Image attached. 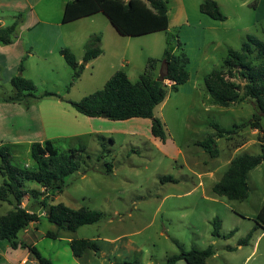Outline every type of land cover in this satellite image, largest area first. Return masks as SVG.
Wrapping results in <instances>:
<instances>
[{
  "label": "rangeland",
  "instance_id": "1",
  "mask_svg": "<svg viewBox=\"0 0 264 264\" xmlns=\"http://www.w3.org/2000/svg\"><path fill=\"white\" fill-rule=\"evenodd\" d=\"M67 1L71 0H39L34 5L37 22L26 10L20 15L0 10L3 26L17 20L15 31L22 30L20 43L31 46V53H35L28 62V52L22 58L26 72L21 75L34 84L36 97L21 102L1 101L15 93L8 80L12 69L1 67L0 104L13 111L0 107V118L11 121L15 132L32 127L35 142L44 135L60 151L83 148L89 159L65 179L62 191L51 202L74 209L85 206L101 212L103 217L75 232L58 230L45 219L47 208L43 209L33 199L27 200V196L23 207L36 212L39 222L20 232L18 240L34 244L52 264H165L181 251L208 246L213 247L214 254L206 264H264V234L261 235L260 228L254 229L256 214L264 203V161L249 172V193L244 201L214 195L211 192L214 180L206 174L217 170L222 174L225 165L244 152L261 153L264 115H260L259 130L236 128L259 111L245 99L240 102L236 99L226 108L213 105L203 84L209 73L222 66L229 50L240 51L247 36L264 43V6L259 0H214L225 16L224 21H216L199 11L202 0H166L168 28L133 37L118 34L100 12L62 23L63 3ZM32 26L34 30H26ZM167 33L175 35L182 44L183 50L177 53L183 51L189 59V79L177 92H169L153 111L154 117L164 124L166 143L160 146L152 141L150 132L145 130L150 120L88 119L70 106L69 102L102 89L118 70L124 71L132 82L137 81L148 58H161ZM93 34L101 36L102 53L85 63L84 45ZM56 47L69 49L84 66L80 78L72 85V71ZM160 65H156L155 77L160 76ZM234 81L242 83L239 79ZM45 93L57 94L60 99L43 97ZM36 108H40V129L35 127ZM23 109L27 115L16 113V110L24 113ZM210 124L235 133L231 135L233 140L225 137L215 140L218 150L215 158L196 146V142L216 133ZM253 141L255 145H248L245 150H234L237 143ZM11 148L13 164L32 168L25 164L33 161L30 149L26 150L24 144L15 152L16 147ZM28 188L40 189L32 183ZM10 208L0 203V214ZM216 217L221 220L218 238L212 236ZM47 232L54 233L56 238L45 237ZM249 232L252 236L248 243L237 246ZM69 239L93 241L98 251L87 250L81 257H75ZM4 245L0 243V247ZM23 252L21 248L14 250L10 258L16 259ZM175 264L186 263L181 260Z\"/></svg>",
  "mask_w": 264,
  "mask_h": 264
},
{
  "label": "trees",
  "instance_id": "2",
  "mask_svg": "<svg viewBox=\"0 0 264 264\" xmlns=\"http://www.w3.org/2000/svg\"><path fill=\"white\" fill-rule=\"evenodd\" d=\"M199 11L213 20H225L214 0H202ZM99 12L104 14L115 31L123 36L134 37L163 31L168 28L169 23L166 0H71L64 5L61 22H72ZM17 23L15 20L10 26H0V44L11 43ZM180 50H183L182 44L177 37L167 33L161 58H148L137 81L132 82L124 71L118 70L110 76L102 89L69 104L77 113L88 118H100L104 115L110 121L148 119L151 135L163 143L166 132L162 122L154 117L153 111L163 103L169 92H177L189 79L187 72L189 59L183 51L177 53ZM58 53L72 71L70 82L72 85L80 78L84 66L78 63L69 49L60 48ZM101 53V36L93 34L84 45L82 61L88 63ZM23 63L24 59H21L18 66L19 74L9 81L15 93L2 98L1 101L21 102L36 98L33 94L34 84L21 75ZM157 63L162 66V76L155 77ZM235 79L241 80L242 83H236ZM203 84L213 105L229 107L233 98H236L237 102L245 99L253 104L259 113H254L248 121L235 127L259 130L260 115H264V43L256 37L247 36L240 51L229 50L222 66L209 73ZM42 96L60 99V96L54 93H45ZM210 127L216 133L196 142V146L211 158H215L218 154L215 140L224 137L226 140H233L231 135L235 133L226 131L217 124H210ZM241 144L242 142L235 144V149ZM260 151L258 155L244 152L233 157L220 180L212 186V193L230 201L246 200L249 193L248 174L264 161L263 143H260ZM30 154L35 166L30 169L20 167L13 164L10 148L0 145V203L11 206L5 214H0V243L3 242L12 249H25L33 255L37 264H52L35 245L18 241L20 232L29 224L39 222L36 212L22 206L27 196L39 203L43 209L47 208L45 219L58 230L75 232L81 226L97 223L103 214L85 206L74 209L63 203L51 202V198L62 191L65 179L89 159L83 148L60 151L54 142L45 140L32 143ZM109 171L108 169L107 172ZM31 183L41 190L28 188V184ZM39 198H42L41 202ZM212 224V236L221 237L219 234L221 220L216 217ZM255 224L254 229L260 228L264 231V203L256 214ZM234 231L229 234H233ZM56 236L52 232L45 235L51 239H55ZM251 236L252 232H249L237 246L247 244ZM68 244L75 257H81L87 250L98 251L97 244L87 239H71ZM213 254L212 246L206 249L192 248L174 254L165 264H175L181 260L186 264H206L207 259Z\"/></svg>",
  "mask_w": 264,
  "mask_h": 264
},
{
  "label": "crops",
  "instance_id": "3",
  "mask_svg": "<svg viewBox=\"0 0 264 264\" xmlns=\"http://www.w3.org/2000/svg\"><path fill=\"white\" fill-rule=\"evenodd\" d=\"M259 1L261 2V5L264 6V0H259ZM38 2H39V0H0V10L1 9L7 10V11L11 10L13 12H18L19 13L18 15H20L23 11L26 10V12L28 14L29 13L31 14L32 20L34 22H37L39 17L36 14V12L34 11V5L36 3H38ZM65 3L66 2L63 3V7H64ZM8 8H11V9H8ZM0 26L5 27V26H3V23H1V22H0ZM31 28H33V29H31ZM26 30L27 31L34 30V26L29 27ZM21 31L22 30H20V29L17 30V31H14L13 37H12V41H11L10 44H7V45L0 44V68L1 67L2 68L10 67L12 69V71H10L11 74L9 75L8 80H10L12 77H14L13 74L15 75V73L18 72L19 63H20L21 59L24 57V55L27 54V52H28L27 62H28V60H29V58L31 56L35 55V53H31V52H33L32 49H31V46H28V45L24 46L22 43H20V39L19 38H20V35L22 33ZM27 48H28V50H27ZM56 48L58 50L60 47H56ZM83 54H84V52H83ZM43 55L45 56V54H43ZM78 63H80V61H78ZM24 71L26 72L25 68H23V71H22L23 74L25 73ZM158 71L160 72V74H162V66L161 65H160V67H158ZM167 97H168V95H167ZM14 106L15 105H13L11 107H14ZM0 107H2V104H0ZM3 107H7L8 109H6V110L9 111V109H10L11 113H12L13 110L11 108H9V106L3 105ZM20 109H22V108H20ZM39 110H40V108H36L37 112H36L35 115H37V120H35V122H36V126L35 127L40 129L41 126H42V123L40 121ZM24 111L25 112L22 113L23 112L22 110H16V113L18 115L19 114L20 115H27L28 112L26 110H24ZM90 119H96V118H90ZM0 120H1L0 121V145L8 146L10 148V150L12 149L11 147H16L14 152L18 151L17 147L20 146V144H24L25 147H26V150L30 149L32 143L35 142V139L33 137H31L33 135L32 132H31V128L32 127L31 128H27V126L23 125V126H25V128H22L23 132L22 131L15 132L14 129H13V126H15V125H13L11 121H8L6 118H3V116L0 118ZM130 120H134V119H130ZM130 120H127V121H130ZM142 120H148V119H142ZM163 126H164V124H163ZM164 129H165V127H164ZM145 130L146 131L148 130L150 132V124H149V126H148V124H147V126L145 125ZM252 133H255V132H252ZM150 134H151V132H150ZM238 136L240 137V134ZM151 137L153 138L152 141L154 143L157 144V142H159V140L154 138L152 135H151ZM36 140H37L36 142H43L45 140H50V139H46L44 135H41ZM166 142H167V137H166V139H165V141L163 143L159 142L160 144H157V145L161 146V145H163ZM257 143H259V142H257ZM248 145H255V141L249 142V143L248 142H246V143L243 142L240 147H238L237 149H234V150L235 151L245 150V149H247ZM21 147H23V146H21ZM232 157H233V155H232ZM229 163H230V161L228 162V164L225 165L226 169L228 168ZM25 164H26V166L29 165L32 168L35 166V163L33 161H30V162L26 161ZM222 167H224V166H222ZM226 169L224 170V172L226 171ZM206 174L211 179L213 178V180H214L213 181V185L216 182H218L220 180L221 176H222V174H219V170L214 171V172L212 171V173H206ZM27 200L30 201L31 199L28 198ZM31 224H35V223H31ZM31 224L28 225L26 230L30 227ZM262 234H264V231L261 230V235ZM70 240L71 239H69V241ZM69 241H68V243H69ZM18 249H20V248L12 249L7 244H5L4 246L0 247V252H1L0 253V258L1 257L4 258L3 262H0V264H27V263L36 264V262H33L35 260H32L34 258L33 255L31 253H28L25 249H21L22 251H24L23 255L21 254L20 256H18V258L11 259L10 256H12V253L14 252V250L16 251Z\"/></svg>",
  "mask_w": 264,
  "mask_h": 264
},
{
  "label": "water",
  "instance_id": "4",
  "mask_svg": "<svg viewBox=\"0 0 264 264\" xmlns=\"http://www.w3.org/2000/svg\"><path fill=\"white\" fill-rule=\"evenodd\" d=\"M85 63H86V62H85ZM85 63H84V64H85ZM160 76H162V74H160ZM235 100H236V98L231 99V100H230V103H233ZM101 118H105V116H104V115H101Z\"/></svg>",
  "mask_w": 264,
  "mask_h": 264
},
{
  "label": "built area",
  "instance_id": "5",
  "mask_svg": "<svg viewBox=\"0 0 264 264\" xmlns=\"http://www.w3.org/2000/svg\"><path fill=\"white\" fill-rule=\"evenodd\" d=\"M22 206H23V203H22Z\"/></svg>",
  "mask_w": 264,
  "mask_h": 264
}]
</instances>
